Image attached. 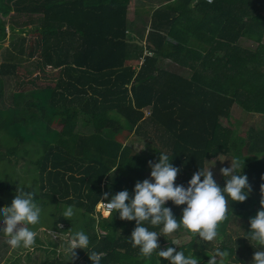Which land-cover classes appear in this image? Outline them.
Returning a JSON list of instances; mask_svg holds the SVG:
<instances>
[{
  "label": "trees",
  "instance_id": "trees-1",
  "mask_svg": "<svg viewBox=\"0 0 264 264\" xmlns=\"http://www.w3.org/2000/svg\"><path fill=\"white\" fill-rule=\"evenodd\" d=\"M164 1L150 11L140 45L127 35L128 17L138 13L129 10L133 0H0V49L10 38L9 47L0 51V97L3 77L14 76L20 89L13 94V108L26 113L18 117L11 108L0 110V166L6 167L11 157L22 158L34 173L24 183L11 180L14 168H0V207L8 205L7 191L16 194L23 186L35 192L43 209L34 230L56 229L58 220L49 224L59 204L78 210L76 221L62 230L85 231L89 248H78L58 264H79L80 259L92 264L87 254L92 251L102 255L101 264H167L155 253L143 258L126 240L134 221L119 219L118 212L112 220L100 215L97 220L99 197L106 191L131 193L135 182L144 179L147 163L107 132H135L145 120L159 127L171 138L168 155L179 168L175 183L187 186L186 173L192 175L206 160L229 154L234 146L229 120L233 104L264 114V0ZM33 32L40 36L28 44L24 37ZM242 37L254 40L255 47H242ZM145 50L150 55L143 56ZM132 56L138 61L143 56L136 68L125 64ZM160 60L188 69L189 75L160 68ZM147 107L145 118L142 109ZM115 115L122 117L121 125ZM54 120L56 128L50 126ZM252 133L264 141L262 132ZM261 152L242 170L259 196L230 201L214 241H198V236L178 229L189 240L174 245L161 235L158 250L180 247L187 254L192 249L200 257L198 264H207V252L221 247L231 251L230 264H251L256 249L247 239L234 248L228 228L232 219L249 223L261 208ZM158 157L155 152L152 160ZM216 182L223 186L225 178ZM166 206L179 217L178 206L171 201Z\"/></svg>",
  "mask_w": 264,
  "mask_h": 264
},
{
  "label": "clouds",
  "instance_id": "clouds-1",
  "mask_svg": "<svg viewBox=\"0 0 264 264\" xmlns=\"http://www.w3.org/2000/svg\"><path fill=\"white\" fill-rule=\"evenodd\" d=\"M144 53L150 55L146 50ZM172 158L168 153L159 151L158 161L148 162V178L135 182L131 193L128 189L115 193L104 192L95 205V211L105 219L110 217L112 220L118 212L119 219L134 221L135 227L126 240L132 247L139 249L143 258H151L155 253L159 258H164L167 264H198L200 257L192 249L187 254L180 247L179 251L171 246L158 250V237L162 235L166 238L178 229H184L194 238L198 236V241H214L218 237L219 224L227 218L229 202L245 201L250 195L251 186L247 175L242 172L244 160L241 162L238 159H229L230 166L220 169L225 178L223 186L214 180L210 165L207 169L200 167L194 172L187 186L177 184L175 181L179 168L173 165ZM168 201L176 206L184 205L179 217L173 214L171 207L166 206ZM260 204L256 215L249 218L250 230L243 236L256 249L251 264H264V199H261ZM42 213L35 192L19 186L10 205L0 207V235L6 237V244L12 249L31 251L37 237L34 228L40 224ZM75 215L77 213L72 205L67 206L61 214L70 221ZM171 243L179 245L176 239H172ZM89 245L88 234L83 230H75L67 232L62 247L71 258L75 255V249L85 250ZM87 254L92 264H101L100 253L92 251ZM207 254L210 257L207 264H230L232 253L227 248L216 247Z\"/></svg>",
  "mask_w": 264,
  "mask_h": 264
},
{
  "label": "rangeland",
  "instance_id": "rangeland-1",
  "mask_svg": "<svg viewBox=\"0 0 264 264\" xmlns=\"http://www.w3.org/2000/svg\"><path fill=\"white\" fill-rule=\"evenodd\" d=\"M162 1L164 0H161V5L163 4ZM131 3L129 5V8L137 9L138 13L135 15L137 21H134L136 25L133 27L134 30H132L131 33L129 32L128 33L129 35L132 34V36L136 35L135 37H133L134 40H137L140 43V45L141 44L143 45V35L145 34V29L148 30L149 28V24H148L149 13L151 10H153V8H158L160 6V0L159 1L158 0H133V2ZM138 7L140 8L138 9ZM131 22L132 21H130V23ZM130 23L128 21L129 26H130ZM27 28H31V27H27ZM6 32L8 35L10 32L8 28H6ZM21 36H23V34H21ZM39 36H40L39 32H33L29 34L27 33L26 37L24 38H26L28 40L27 43L30 44V43H33L34 40ZM9 42H10V38H7L6 42L2 44V48L0 49V51H3V49L9 45ZM161 62H163L161 66L166 69L174 70L176 68V66H174L170 61L162 60ZM55 70L56 69H51L48 72H51V71L54 72ZM183 75L188 76L189 70L187 69L186 71H184ZM18 89H20V87L15 82L14 76L3 77V94H2V97H0V110L7 111L8 108H11L14 110L12 114L19 117L20 114L25 116L26 113L13 108V102H12L13 94ZM32 99L33 98H31V100ZM21 106H23V104H21ZM142 110H143L144 117L147 118L150 114V108L147 107ZM115 116L118 118L119 124L121 125L124 122L122 117L118 115H115ZM239 117L241 116H238V115L232 116V119H233L232 129H234V134H233L232 139L234 142V146L230 148V153L229 154H219L217 157L206 160L204 163V169H207V167L210 165V171L212 172V175L216 181H221L224 179V177L222 176L220 172V169L222 167L230 166L229 159H238L241 162L244 160V163L250 162V161L252 162L255 158L259 156L258 152L262 154L263 152H261V150L264 151V141L263 142L257 141L255 137H253L255 136V134L252 133L251 125L255 124V121L250 120V119L248 120L246 118H241L243 119V122L240 123V122H237V118ZM59 120L60 118L58 117V121ZM56 121L57 120H54L53 124L50 125L52 128H56V125H57L55 124ZM147 121L148 120L140 121V123L138 124V128H136L135 132L134 131L130 132L128 129L127 130L121 129L120 131L118 130L117 132H114V133H111L110 131L106 133L107 136L114 137L118 141L129 146L135 155H140L146 159L147 163L145 166L146 169L144 172V179L148 178L149 173H150V167L148 165V162L149 161H152L153 163L157 162L156 160H152L153 154L155 152L159 153V151L168 153L170 150V146H171L170 136L168 134H164L163 130H161L159 127L155 126L154 124H152L150 121L149 122ZM220 122L222 123V125H227V122L225 121V119L221 118ZM1 133H3V130ZM259 135L264 136V134H259ZM245 138L249 141V143H243L246 140ZM6 161L4 163L7 168L2 167L3 166L2 164L0 168L1 170H6V169L11 170L12 168H14L13 170L14 175L11 180H17V181H21L24 183H29L30 181H32V176L34 174L32 171L33 169L32 164H26L22 158L17 159L16 160L17 162L14 160L13 157L10 158L9 162H6ZM15 162H16L15 167H12ZM186 174H187V179L189 181L192 175L190 173H186ZM5 194H6L5 200L7 204L10 205L15 194L9 191H7ZM250 196L257 198L259 196V192L253 191L251 189ZM66 207H67L66 205L59 204L55 206L53 210L52 217H51V223L49 224V226H52L53 223L56 220H58L57 225L55 224L56 229L38 227L35 230L37 232L36 243L31 251L25 250L22 248H18V249L10 248V246L7 245L5 242L6 237L3 235H0V264H58L57 260L67 259L69 256L64 253L63 247H62L63 244L65 243V238H66L67 233L63 231L62 229H64L67 226V222L76 221L75 217L78 216L80 212L75 209L77 215L71 218V221H70L69 219L61 216L63 210ZM183 207L184 205L178 206L177 208L178 211L181 212V209ZM96 213H97L96 217L98 220V215L102 216V214H99L98 212ZM249 230H250V226L248 222L232 219L229 224V228H228V236L230 238H229V241L226 238L225 240L232 243V245L235 248L237 247V243L240 242L241 239L242 240L247 239L248 241L247 240L246 241L249 242V239L247 237H243L244 235L247 234V231ZM175 233L169 235L170 240L176 239L178 241V244L189 240V237H185L186 235L184 232H182L180 235H178V233L177 234ZM162 247H165V243L162 245ZM77 249H75V253ZM82 262H83V259H80L79 264H81Z\"/></svg>",
  "mask_w": 264,
  "mask_h": 264
},
{
  "label": "crops",
  "instance_id": "crops-1",
  "mask_svg": "<svg viewBox=\"0 0 264 264\" xmlns=\"http://www.w3.org/2000/svg\"><path fill=\"white\" fill-rule=\"evenodd\" d=\"M159 1V0H158ZM163 2V1H162ZM132 4V3H131ZM160 5H161V0H160ZM140 7H138V9H139ZM133 9H135V8H133ZM133 9H130L129 8V10H132V11H134ZM153 9H155V8H153ZM148 24H149V22H150V16L148 17ZM128 21H129V23H130V21H132L131 23H130V26H129V33H131V31L132 30H134L133 29V27L134 26H136L135 25V23H134V21H137V19H136V17L135 16H132V17H128ZM129 33H127V35H129ZM136 35H133L132 36V34L131 35H129L128 37L129 38H133V37H135ZM144 36H145V34L143 35V39H144ZM136 42H138L137 40H135ZM262 41H263V43H264V28H263V37H262ZM242 47H247L248 49H253L254 47H255V45H256V43L254 42V40H252V39H249V38H244V37H242V38H240V40H239V42H238ZM143 56H145V53H143ZM142 56V57H143ZM142 57L139 59L140 61H138V59H135L133 56L132 57H130V58H128V60H126L125 61V64H127V65H131L132 66V68H136V66H137V64H139V63H141L142 62ZM162 60H160L159 61V65H160V68H163V69H166V68H164V67H162L161 66V64L163 63V62H161ZM167 61H169V60H167ZM171 62V61H170ZM172 63V62H171ZM174 66H176V68L173 70V71H175V72H177L178 74H181V75H183V73H184V71H186L187 69H184V68H180L179 66H177L176 64H174V63H172ZM166 70H171V69H166ZM172 71V70H171ZM183 72V73H182ZM184 76V75H183ZM185 77H187V76H185ZM234 115H238V116H241V117H239V118H237V122H240V123H242L243 122V119H241V118H246V119H250V120H253V121H255V124H253V125H251V129H252V132H254V133H256L257 131L258 132H262V134H264V114H260V113H253V112H246V111H244V110H242L237 104H233V106L231 107V111H230V122L231 123H233V119H232V116H234ZM222 119H224V118H222ZM254 130V131H253ZM149 136V135H148ZM150 137V136H149Z\"/></svg>",
  "mask_w": 264,
  "mask_h": 264
},
{
  "label": "built area",
  "instance_id": "built-area-1",
  "mask_svg": "<svg viewBox=\"0 0 264 264\" xmlns=\"http://www.w3.org/2000/svg\"><path fill=\"white\" fill-rule=\"evenodd\" d=\"M204 1H206V2H212L213 0H204Z\"/></svg>",
  "mask_w": 264,
  "mask_h": 264
}]
</instances>
